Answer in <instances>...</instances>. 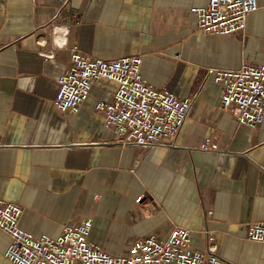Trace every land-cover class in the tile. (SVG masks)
Masks as SVG:
<instances>
[{
	"label": "crops",
	"instance_id": "crops-1",
	"mask_svg": "<svg viewBox=\"0 0 264 264\" xmlns=\"http://www.w3.org/2000/svg\"><path fill=\"white\" fill-rule=\"evenodd\" d=\"M206 1L0 0V201L21 207V229L55 237L91 218V240L118 255L180 225L197 248L211 237L229 264H264V243L245 236L264 220V118L236 123L206 76L264 64V0L229 35L200 32L189 9ZM73 46L107 60L141 56L147 84L193 99L179 132L121 145L92 108L113 98L117 84L105 78L76 113L57 111ZM9 241L0 231V264Z\"/></svg>",
	"mask_w": 264,
	"mask_h": 264
},
{
	"label": "built area",
	"instance_id": "built-area-1",
	"mask_svg": "<svg viewBox=\"0 0 264 264\" xmlns=\"http://www.w3.org/2000/svg\"><path fill=\"white\" fill-rule=\"evenodd\" d=\"M257 8V0H207L189 12L201 33L229 35L243 31L247 16ZM141 64V56L107 60L82 54L73 46L68 68L57 78L53 105L61 113L74 114L88 101L94 81L112 80L117 84L113 98L96 100L93 110L103 115L105 126L114 130L121 145L160 144L179 132L193 99L147 84ZM206 76L220 85V108L236 123L254 128L263 121L264 64L235 70L209 67ZM21 212L19 205L0 201V231L10 238L3 252L8 264H229L215 252L211 237L206 248H197L190 230L180 225H173L163 236L148 234L124 253L110 255L91 240V218L65 223L51 237L21 229ZM245 236L264 243V220L250 223Z\"/></svg>",
	"mask_w": 264,
	"mask_h": 264
}]
</instances>
